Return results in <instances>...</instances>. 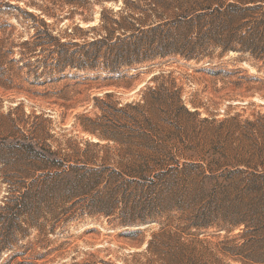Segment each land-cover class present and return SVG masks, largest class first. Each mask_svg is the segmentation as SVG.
Masks as SVG:
<instances>
[{
  "label": "rangeland",
  "instance_id": "1",
  "mask_svg": "<svg viewBox=\"0 0 264 264\" xmlns=\"http://www.w3.org/2000/svg\"><path fill=\"white\" fill-rule=\"evenodd\" d=\"M122 5L0 0V264H264V179L254 182L264 175L263 60L208 40L204 54L158 57L112 78L61 61L60 44L71 52L103 35L93 29L100 11ZM162 84L193 114L159 113L148 88ZM138 102L149 143L163 142L175 172L196 164L206 197L169 177L135 187L127 175L91 184L90 174L66 197L64 170L120 169L126 145L106 137L122 131L112 124L134 127L116 112ZM164 117L178 123L166 130ZM253 141L263 146L253 151Z\"/></svg>",
  "mask_w": 264,
  "mask_h": 264
},
{
  "label": "trees",
  "instance_id": "2",
  "mask_svg": "<svg viewBox=\"0 0 264 264\" xmlns=\"http://www.w3.org/2000/svg\"><path fill=\"white\" fill-rule=\"evenodd\" d=\"M62 1L68 4L87 2V0ZM94 1L103 4L105 2L117 3L119 0ZM122 1L123 5L117 11L104 8L100 11L99 22L93 29L103 32V35L95 36L89 42L75 44L77 49L71 52L68 48L71 43L59 45L61 61L64 64L79 70H101L108 74L107 78H112L113 74H119L122 69H130L136 65L154 61L158 57L180 54L190 59L204 54L208 40L212 41L213 45L221 47L223 52L239 51L249 54L255 60H263L264 63V0ZM48 38L53 39L51 35H48ZM124 77L127 76L124 75ZM148 89L156 93L155 100L158 104H155L159 113L170 119L171 115L178 118L180 112L187 115L193 114L184 105H180V97L174 96L175 93L168 91L163 84L157 88ZM146 105V102L128 103L117 109L116 113L127 115L133 120L134 127L115 123L112 124L111 129L122 131H114L113 135L107 137L102 135L126 145L125 155L119 159L120 169L105 167L103 170H88L84 173H78L80 170L78 168L64 170L58 176H61L65 184L69 186L65 192L66 197L75 186L84 180L87 174L92 176L89 182L92 180L94 183H100L102 177H105L108 185L114 184L122 175H127L129 178L125 179L123 184L135 187H140L150 181V176L169 177L171 182L195 191L194 199L203 200L206 197V175L199 173L203 171L197 170L196 164L186 163L175 172L173 167L167 163L165 155H159V149L164 145L163 142L158 144L154 140L152 144L149 143L151 139L148 137L151 133H148V127L150 131L153 127L148 124L144 126L139 120L140 112ZM130 111H135V114L132 115ZM167 119L166 117L158 119L159 124L166 130L174 126V122L178 123L177 120L173 122ZM226 122H221V124ZM204 123H206L205 118L200 121L202 126ZM245 123L254 127L253 122L246 121ZM260 137L264 142V135ZM253 142L255 144L251 148L253 151L254 147L260 149L259 147L263 146L262 142ZM137 147L143 148L144 151L139 153ZM185 147L188 150H194L188 144ZM106 170L109 171L108 174L103 175ZM256 177L258 178L254 182H261L260 180L264 179V175ZM250 186L254 187L253 184ZM199 211L194 217H199L198 214L205 216V212L203 214L202 210Z\"/></svg>",
  "mask_w": 264,
  "mask_h": 264
}]
</instances>
